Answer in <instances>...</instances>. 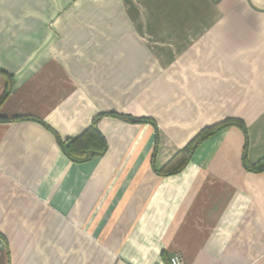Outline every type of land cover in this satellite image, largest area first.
Segmentation results:
<instances>
[{
  "label": "crops",
  "instance_id": "crops-1",
  "mask_svg": "<svg viewBox=\"0 0 264 264\" xmlns=\"http://www.w3.org/2000/svg\"><path fill=\"white\" fill-rule=\"evenodd\" d=\"M8 75L0 264H264V0H0V100ZM96 117L105 154L72 161ZM226 118L247 137L159 174Z\"/></svg>",
  "mask_w": 264,
  "mask_h": 264
},
{
  "label": "trees",
  "instance_id": "trees-1",
  "mask_svg": "<svg viewBox=\"0 0 264 264\" xmlns=\"http://www.w3.org/2000/svg\"><path fill=\"white\" fill-rule=\"evenodd\" d=\"M9 83L8 87L4 93V95L1 97V100H4L8 94L9 89L11 87V76L8 75ZM111 115H118L116 113H110ZM123 118H125L128 121L132 122H145L150 121L148 118H139L134 117L131 115H122ZM99 117H96L91 125L81 134L76 137H73L68 140H61L60 144L62 146V149L64 153L74 162H86L90 160L91 158H94L95 156L104 155L107 150V142L105 139L104 134L101 132L97 122ZM44 125L51 127L47 125L46 123L42 122ZM230 125H236L240 127L246 137H247V128L244 122L240 119H232V118H226L225 120L205 127L203 128L191 141L188 142V144L183 147L180 151L177 152V154L172 157L164 166L159 170V174L161 175H168L172 173H176L180 171L191 159V156L195 149L199 146V144L207 139L212 134L224 129L227 126ZM245 158V155H244ZM245 160V159H244ZM244 165L246 169L256 172H262L264 171V157L260 160H258L256 163H248L247 161H244Z\"/></svg>",
  "mask_w": 264,
  "mask_h": 264
},
{
  "label": "built area",
  "instance_id": "built-area-1",
  "mask_svg": "<svg viewBox=\"0 0 264 264\" xmlns=\"http://www.w3.org/2000/svg\"><path fill=\"white\" fill-rule=\"evenodd\" d=\"M155 264H166V263L158 262ZM169 264H188V262L181 254H174L169 258Z\"/></svg>",
  "mask_w": 264,
  "mask_h": 264
}]
</instances>
